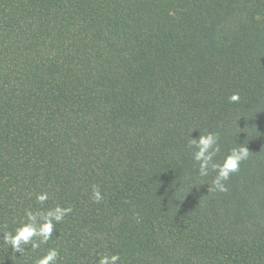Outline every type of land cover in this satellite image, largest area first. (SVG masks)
I'll return each instance as SVG.
<instances>
[{
    "label": "trees",
    "instance_id": "trees-1",
    "mask_svg": "<svg viewBox=\"0 0 264 264\" xmlns=\"http://www.w3.org/2000/svg\"><path fill=\"white\" fill-rule=\"evenodd\" d=\"M208 132L249 151L226 192ZM57 205L0 264H264V0H0V237Z\"/></svg>",
    "mask_w": 264,
    "mask_h": 264
},
{
    "label": "clouds",
    "instance_id": "clouds-1",
    "mask_svg": "<svg viewBox=\"0 0 264 264\" xmlns=\"http://www.w3.org/2000/svg\"><path fill=\"white\" fill-rule=\"evenodd\" d=\"M228 99L229 102L236 103L240 97L238 93H234ZM218 140V134L213 132L199 134L197 138H189L188 147L194 149L192 159L198 164L199 176L207 177L210 172H214L211 190L226 192L225 182L230 175L239 171V165L247 159L249 151L243 145L233 147L221 162H215L214 157L220 152ZM92 198L94 202L103 199L99 188L96 186L93 187ZM47 199V193H39L36 196V200L40 204H43ZM71 211V207L61 208L59 205L46 211L25 210L26 220L12 231L4 232L0 240L10 246L13 253H20L21 255L27 251L26 246L30 245L33 250L38 249L41 244H46L51 239L54 222H60ZM37 219H39V223L36 222ZM58 257V251L55 248H50L35 261V264H56ZM119 260V254H105L99 257L98 264H118Z\"/></svg>",
    "mask_w": 264,
    "mask_h": 264
}]
</instances>
